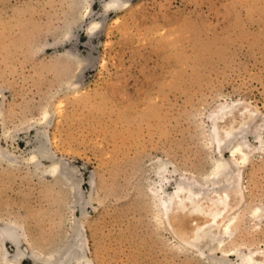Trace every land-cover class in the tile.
I'll use <instances>...</instances> for the list:
<instances>
[{"label": "rangeland", "instance_id": "1", "mask_svg": "<svg viewBox=\"0 0 264 264\" xmlns=\"http://www.w3.org/2000/svg\"><path fill=\"white\" fill-rule=\"evenodd\" d=\"M110 1L88 0L76 19L75 0H0V225L23 224L50 252L82 223L92 264H212L159 215L149 184L158 159L179 170L169 191L179 173L209 171L218 150L204 133L220 103L248 105L264 124V0ZM45 110L48 146L64 164L55 179L28 160ZM241 176L246 197L226 248L246 253L264 249V216L251 215L264 204V150Z\"/></svg>", "mask_w": 264, "mask_h": 264}, {"label": "bare ground", "instance_id": "2", "mask_svg": "<svg viewBox=\"0 0 264 264\" xmlns=\"http://www.w3.org/2000/svg\"><path fill=\"white\" fill-rule=\"evenodd\" d=\"M115 1H110L106 5L114 7L111 5ZM88 8V0H75V18L78 19L79 16L84 15ZM97 26L98 22L93 21L88 28L89 33ZM238 102L234 100L220 103L216 110L209 114L213 128L204 133L208 140L206 145L210 144L218 150V153L211 157L209 171L190 176L179 173L180 177L175 178L173 189L169 191L168 186L171 178L174 177L173 173L179 170L171 169L170 161L158 159L154 164L156 179L149 184L150 198L152 197L156 204L159 215L173 225L179 235L183 236V241L181 240L183 244L192 248L197 247L201 253L211 252L212 264H264V249H250L251 251L245 253L240 247L226 248L227 242L233 238L234 226L238 222L236 219L238 209L246 197L244 184L239 180L242 177L243 167L257 150H264L262 119H258L256 109H250L248 105L240 106ZM244 109H248L249 114L246 118L243 117L241 122L225 130L220 128L223 118L236 111L242 112ZM49 115V111L45 110L43 119L35 126L34 136L37 145L35 144L28 160L36 163L38 167L36 168L42 173L51 174L55 179L61 175L64 164L51 154L53 151L48 146V134H46L44 123L48 122ZM249 135L256 144L251 142ZM225 152L229 153V157L225 156ZM41 157L51 161L44 169L40 166ZM65 179L71 191L75 190L76 201H80L84 196L80 194L78 186L80 179L76 177V170L68 169ZM229 191L233 193V202L229 201ZM205 199L208 201L206 202ZM86 203L88 202H83L85 205ZM82 213L84 216V210ZM251 215L262 218L264 204L254 207ZM187 218L190 221H187ZM203 240L206 244H203ZM0 241V258L4 264H20L25 259H30L33 264H92L91 257L87 253L88 245L84 226L82 223L77 224L76 221L74 232L67 242L50 252H43L34 247L25 226L14 221H6L0 225ZM8 243L14 247L13 253L8 250ZM217 250L222 252V256L214 254ZM232 255L235 256L234 259Z\"/></svg>", "mask_w": 264, "mask_h": 264}]
</instances>
